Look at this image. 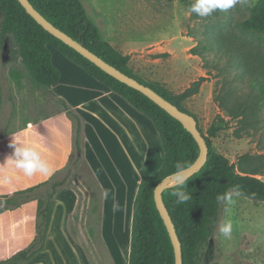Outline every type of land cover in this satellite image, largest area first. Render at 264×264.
I'll list each match as a JSON object with an SVG mask.
<instances>
[{"label":"rangeland","instance_id":"rangeland-1","mask_svg":"<svg viewBox=\"0 0 264 264\" xmlns=\"http://www.w3.org/2000/svg\"><path fill=\"white\" fill-rule=\"evenodd\" d=\"M81 1L104 40L129 56L128 64L140 78L179 94L204 77L198 92L184 106L197 116L206 134L219 116L228 122L226 129L211 137L215 151L237 165L248 157L251 166L264 169V100L260 99L259 86L251 82L256 76L264 79V49L253 34H245L239 26L258 0H247L207 17L190 11L194 0ZM2 19L0 12V23ZM221 34L224 43L213 42V37ZM237 55L242 57L240 61ZM10 60L9 48L0 47L2 105L7 100L12 105L6 107V116L10 120L17 113L25 118L40 116L52 97L48 88L36 83L20 61ZM19 91L36 96H8ZM52 98L56 112L60 106ZM31 101L37 102V107ZM74 160L75 152L56 173L62 178L68 168H74L69 186L79 194L80 203L70 215L69 229L76 243L87 246L82 220L99 190L88 166L83 161L75 165ZM259 177L264 179V175ZM29 214L27 209V224ZM226 218L233 222L231 240L219 233ZM6 236L2 241L8 245ZM200 264H264V201L239 196L233 197L231 204L222 203L220 220L202 249Z\"/></svg>","mask_w":264,"mask_h":264},{"label":"trees","instance_id":"trees-1","mask_svg":"<svg viewBox=\"0 0 264 264\" xmlns=\"http://www.w3.org/2000/svg\"><path fill=\"white\" fill-rule=\"evenodd\" d=\"M30 2L51 23L89 50L129 76L152 87L181 110L192 114L184 106V102L198 92L204 77L182 93L175 94L163 85L140 78L129 66V56L117 51L104 40L100 29L90 19L81 0H30ZM0 12L3 16L0 23V47H8L10 61H20L36 83L54 93L52 88L61 77L60 70L52 61V51L49 48L54 46L152 120L161 138L164 158L161 168L154 174L146 176L139 185L134 202L129 264H175L174 245L157 208L155 188L165 177L176 172L177 165L184 169L198 158L200 147L193 135L179 120L148 96L108 74L47 31L18 0H0ZM239 26L245 34H253L264 49V0H258L250 7L248 16L240 21ZM218 30L221 33L222 29ZM222 36V34L219 37L214 36L213 42L222 45L225 40ZM208 48L209 46H205L206 50ZM241 59L239 55L236 56L237 61ZM251 82L259 86L260 99L263 101L264 79L256 76L251 78ZM54 95L57 97L55 93ZM56 99L60 108L73 121L74 164L78 165L84 159V120L65 100L59 97ZM194 116L198 120L197 116ZM227 127L228 122L221 116L210 126L207 134L199 124L209 152L201 170L183 183V190L189 194L190 199L184 203H177V198L172 196V192L179 184L163 192L164 202L182 243L183 264H200L202 249L209 243L222 214V202L217 201L218 196L239 188L241 196L259 202L264 201V179L259 177L264 175V169L251 166L248 157L243 158L237 165L215 151L212 145L211 137ZM57 175L55 173L50 179L34 186L0 195V215L21 208L29 202H37L34 239L11 257L0 260V264H27L45 249L57 204L56 195L60 190L69 187L74 168H68L62 178Z\"/></svg>","mask_w":264,"mask_h":264},{"label":"crops","instance_id":"crops-1","mask_svg":"<svg viewBox=\"0 0 264 264\" xmlns=\"http://www.w3.org/2000/svg\"><path fill=\"white\" fill-rule=\"evenodd\" d=\"M49 48L61 77L52 88L57 97L48 91L52 97L65 100L84 120L82 161L90 169L99 194H94L91 207H86L88 216L82 220L86 246L76 243L69 229L70 215L80 203L79 194L70 186L60 190L45 249L27 264H129L134 202L139 185L163 163L164 149L159 132L152 120L122 95L91 76L56 47ZM13 95L36 96L21 91L8 93V96ZM52 97L40 116L25 118L17 113L10 120L6 107L11 103L7 100L2 105L0 80V163L13 152L9 147L12 136L27 133L29 139L40 144L42 155L54 169L51 175L36 173L27 177L20 170L0 164V193L10 194L50 179L73 154V121L61 108L54 111ZM36 103L30 102L34 107ZM6 176L11 177L10 182L5 180ZM34 202L0 215V245L4 244L0 247V260L11 257L34 239L37 221ZM114 203L119 206L115 212ZM27 209L28 224L24 220ZM5 234L10 241L8 245L2 241ZM22 242L25 243L21 245Z\"/></svg>","mask_w":264,"mask_h":264},{"label":"water","instance_id":"water-1","mask_svg":"<svg viewBox=\"0 0 264 264\" xmlns=\"http://www.w3.org/2000/svg\"><path fill=\"white\" fill-rule=\"evenodd\" d=\"M18 1L23 5V7L27 10V12L40 25H42L47 31H49L55 37L59 38L60 40H62L63 42L74 48L76 51H78L80 54H82L90 61L95 63L97 66H99L101 69L106 71L108 74L112 75L116 79L126 83L127 85L139 90L140 92L148 96L157 105H159L161 108L166 110L170 115H172L177 120H179L184 125V127L193 135V137L195 138V140L197 141L200 147V153L198 158L190 166L184 168L183 175L184 177H186V180H188L191 176H193L195 173L201 170V168L205 165L208 159L209 148L205 140V137L203 136L199 128V122L194 115L181 110L178 106H176L171 101L163 97L152 87L147 86L141 83L136 78L131 77L128 74L124 73L114 65L104 60L99 55L89 50L81 42L75 40L73 37L62 31L58 27H56L33 6L30 0H18ZM175 173L168 175L161 182L158 183V185L155 188V202L167 226L171 240L174 245L175 260H176L175 264H183L182 243L179 239L175 224L171 218V215L166 207L163 198L164 190L174 185L180 184V180Z\"/></svg>","mask_w":264,"mask_h":264},{"label":"clouds","instance_id":"clouds-1","mask_svg":"<svg viewBox=\"0 0 264 264\" xmlns=\"http://www.w3.org/2000/svg\"><path fill=\"white\" fill-rule=\"evenodd\" d=\"M247 0H194L190 11L199 17H207L217 10L227 11L237 4H245ZM9 147L13 152L8 155L3 164L7 168L20 170L27 177H32L36 173L51 175L54 171L52 164L42 155L41 146L34 140L28 138L27 133H20L12 136ZM176 176L180 180L177 189L172 192V196L177 198V203H184L190 199L189 194L183 190V183L186 180L181 165L176 166ZM11 177L6 176L5 180L10 182ZM242 193L239 188L226 192L217 197L218 202L231 204L233 197H239ZM107 196V193H105ZM117 203L113 204V211H118ZM219 233L225 240H231L233 234V222L231 219H224L219 225Z\"/></svg>","mask_w":264,"mask_h":264}]
</instances>
